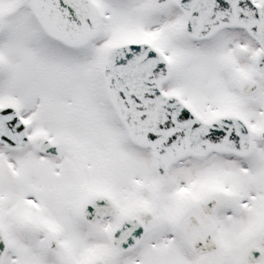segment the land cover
Listing matches in <instances>:
<instances>
[{"label": "snow or ice", "instance_id": "snow-or-ice-1", "mask_svg": "<svg viewBox=\"0 0 264 264\" xmlns=\"http://www.w3.org/2000/svg\"><path fill=\"white\" fill-rule=\"evenodd\" d=\"M0 264H264V0H0Z\"/></svg>", "mask_w": 264, "mask_h": 264}]
</instances>
